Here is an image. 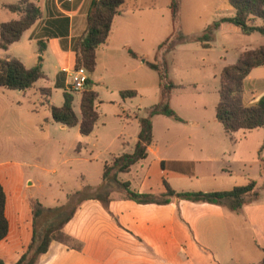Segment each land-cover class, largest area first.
<instances>
[{
  "label": "crops",
  "instance_id": "obj_1",
  "mask_svg": "<svg viewBox=\"0 0 264 264\" xmlns=\"http://www.w3.org/2000/svg\"><path fill=\"white\" fill-rule=\"evenodd\" d=\"M0 1V26L18 20V16L9 13L4 6L17 4L20 0ZM92 2L93 0H37L41 19L24 33L20 42L6 52L0 50L1 60H19L27 69L34 68L41 60L47 84L38 87L37 83L26 93L19 92L28 102L30 112L38 111L36 103L31 101L32 97L38 99L40 107L50 111V107H56L54 98L57 91L61 90L63 98L69 92L70 77L66 71L76 68L75 45L86 34ZM153 10L152 5H139L133 9L127 8L115 18L108 42L97 51V69L93 76H89L101 103L97 126L102 122L101 110L105 105L116 107L111 117L122 124V131L116 139L120 145L119 151L108 153L104 166L111 163L113 158L133 151L140 133L137 116L145 117L147 110L151 108H142L143 98H151L153 106L160 102L158 74L129 54L131 50L146 61L151 58L143 50L140 40L143 32L146 36L145 22L154 16ZM230 14L227 18H232L235 12ZM222 27L215 33V40L210 43L209 49L196 43L198 47L211 50L219 40ZM160 45L161 43L153 52L154 58ZM183 45L187 44L178 45L165 56L174 54ZM260 46L264 45L238 49V58L242 52ZM111 51L120 53L125 62L123 72L118 76L120 83L115 88L103 73L115 61L111 59L108 62ZM26 60L31 65H26ZM47 60L53 63V72L49 75L45 72ZM202 66L205 68L208 64L203 61ZM152 71L156 74L153 75ZM221 72L218 73L219 80ZM217 78L215 74V80ZM175 84L182 88L172 92L170 104L184 123L164 116L155 117L154 142L148 148L147 159L133 166L129 173L120 174L118 180L129 182L131 189L140 194L156 196L167 192L165 182L177 193L231 191L238 187L233 179H240L241 186L248 185L251 180L262 182L264 131H240L232 138L227 136L216 119L219 102V88L216 87L213 88V99L208 98V102L204 101L193 107L200 110L199 113L183 115L178 107L184 110L190 108L193 102L188 96L179 93L192 89L200 94L209 89L199 84ZM244 90L247 106L256 104L264 96V67L250 73L245 80ZM8 91L10 90L0 88V112L4 111L3 100ZM123 91H135L138 95L136 98L123 100ZM116 94V101L112 105V101L106 99L105 95ZM76 101L80 107V97ZM208 108L214 112L208 114ZM77 114L80 116V111ZM104 117L108 119V115ZM50 123H54L51 111ZM59 127L64 132L70 130L60 124ZM38 133L36 125L27 118L0 119V183L6 194L5 216L9 222L8 236L0 243V260L5 264H17L32 243L35 203L54 209L68 201V196L56 197L44 192L43 184H47L41 177L36 181L30 177L32 170L38 168L34 162L32 164L28 161L27 154L36 157L39 149ZM81 150L77 148V152ZM259 154L262 156L258 157L260 163L255 168L258 169L252 167L254 170H251L250 164ZM103 173L101 182L94 186L81 176L83 184L73 192L86 186L100 187L103 184ZM252 173H259L262 177L257 180ZM125 175L127 177L122 178ZM258 189L259 199L252 201L247 198L239 212H232L218 205L176 198L166 205H140L127 200L125 195L112 196L107 207L96 200L85 201L64 226L63 239L56 238L49 251L40 257L38 264H255L248 263L244 257L238 260L234 230H237L240 237L243 232H247L250 242L262 254L261 262L264 257V191L259 183ZM243 228L246 230H242Z\"/></svg>",
  "mask_w": 264,
  "mask_h": 264
},
{
  "label": "trees",
  "instance_id": "obj_2",
  "mask_svg": "<svg viewBox=\"0 0 264 264\" xmlns=\"http://www.w3.org/2000/svg\"><path fill=\"white\" fill-rule=\"evenodd\" d=\"M226 2L235 12L232 18H222L214 22L201 35L179 34L175 40L172 37L168 38L158 47L155 62L146 61L141 55L129 50L132 58L140 60L147 68L159 75L160 102L148 109L145 117L137 116L140 133L133 151L115 157L111 163L105 164L103 184L100 187L86 186L68 197L65 205L54 209H47L40 203H35L33 240L17 264H38L40 257L49 251L51 243L56 238L63 239V228L72 219L78 207L88 200L99 201L107 207L115 185L122 189L127 200L140 205H166L176 198L193 203L218 205L232 212H239L247 198L252 201L259 199L258 183L254 180L246 186L235 187L231 191L208 193H177L165 182L167 192L160 196L140 194L131 189L129 182L118 180L120 174L129 173L133 166L147 159L148 148L154 142L153 119L155 117L164 116L184 123L170 104L172 92L182 87L169 80V67L165 61L162 63L159 60L162 55L170 53L178 45L188 43H200L204 49H209L210 43L215 40V33L224 24L234 26L246 36L259 34L264 37V0H226ZM4 8L9 13L18 16V20L0 26V50L6 52L11 46L20 42L24 33L41 19V9L37 0H20L17 4L7 5ZM127 8L125 0H93L88 13L86 34L75 45L76 68H84L89 76L95 73L97 51L108 42L115 18L123 14ZM170 11L176 33V24L180 15L178 0H171ZM260 67H264V46L242 52L235 64L226 66L221 72L216 119L223 126L225 134L231 138L240 131H264V96L256 104L250 106H247L244 100L245 80L254 69ZM45 79L41 60L34 68L27 69L19 60L0 59V88L26 93L33 89L39 81ZM137 95L135 91L121 92L123 100L136 98ZM75 96V93L66 92L61 107H50L52 120L69 129L79 127L80 134L83 137H89L94 132L100 118L98 109L101 103L98 94L93 90V82L89 79L84 91L80 94V116L75 111ZM261 162L264 175V161L261 160ZM5 205L6 194L0 183V243L7 238L9 233ZM262 252L264 253V250ZM0 264L5 263L0 260ZM259 264H264V257Z\"/></svg>",
  "mask_w": 264,
  "mask_h": 264
},
{
  "label": "rangeland",
  "instance_id": "obj_3",
  "mask_svg": "<svg viewBox=\"0 0 264 264\" xmlns=\"http://www.w3.org/2000/svg\"><path fill=\"white\" fill-rule=\"evenodd\" d=\"M178 1L180 15L176 24L177 32L175 33V26L172 22L169 9L171 0H125L129 9H133L139 5L153 6L154 10L152 11V15L154 16L145 22V26L148 29L145 27L146 36L143 32V36L140 40L141 46L144 48L143 50L147 51V54L151 57L149 59L150 62L156 61V58L153 57V52L159 43L163 44V41L168 39L167 37H172V39L175 40L178 38L179 34L184 36L201 35L214 22L222 18L230 17V12H234L233 9L229 7L226 0ZM218 37L219 40L212 46L211 50H203L199 48L196 43H189L183 45V47L181 46L170 56L162 55L160 59L158 58L160 62L163 63L165 61L167 63L169 67V80L173 83L199 84L209 89L200 94L195 93L192 89L179 93L180 95L184 94L188 96V99L193 102L190 108H184L183 110L178 107L179 111L185 116L188 114L194 115V112L199 113L200 110H195L193 107L199 106V104H202L204 101L208 102V98L213 99V88H220L218 73L222 71L223 67L237 62L238 49H246L251 45H264L263 36L259 34L252 36L243 35L238 29L229 24L222 27ZM110 54L111 56L108 62L111 59H115V61L111 65H108V71H104L103 73L107 77V80L110 81V84L115 88V86L120 83L118 81V76L123 72V65L125 62L120 56V53L111 51ZM203 61L208 64L205 68L202 66ZM25 63L28 66L31 65L27 60ZM51 71L53 72V63L47 60L45 72L49 75ZM152 74L155 75L156 73L152 71ZM215 74L218 76L216 80ZM45 80L39 81L37 86L39 87L40 85L44 86L47 84ZM68 82H71L70 79H68ZM99 87L100 86H98V88ZM60 91L61 90L57 91V96L54 98L56 107H61L63 105L64 98ZM81 93H75L74 107L77 113L79 112V103L76 101V98L80 97ZM114 97H117V94L105 95L106 99L112 101V105L114 104L113 101H116ZM23 98V94L19 93V91H8L3 100L6 106L4 104V111L0 112V119L12 120L27 118L32 124L34 123L36 125L39 132V142L37 143L39 149L36 152V157H33L32 154H27V159L32 164L34 162L38 169L32 170L30 177L34 179V181L41 177L40 179H43L47 184V186L43 184L44 192L56 197H71L75 194L73 190L78 189L80 184H83V181L80 179L81 176L85 177L88 184L92 186L98 185L101 182L104 169L103 163L109 156L108 153H116L119 151L120 145L116 139L122 131V124L116 118L111 117V113L116 107H107L105 105L101 110L103 114L102 122L98 124L92 135L83 137L78 127L64 132L60 129L59 124H49L50 111L40 107L37 98L32 97L31 101L36 103L38 111L37 113L30 112L29 104ZM152 106L153 102L151 98H143L142 108H149ZM209 112L214 111L208 108V114ZM104 115H108V119L104 117ZM32 147L33 144H31L30 148ZM78 147L82 149L80 152H77ZM261 156L262 154H259V156L257 155L254 157V162L250 164L251 170H254L256 164L260 163L258 157L260 158ZM252 167H254V169ZM254 173L252 174L255 179L258 180L262 177L259 173ZM238 176L241 177V175ZM125 177L127 176L125 175L122 178ZM233 181H236L238 187L241 186L240 179H233ZM258 183L263 189L262 191H264V178L262 182ZM113 190L112 196H124V192L117 185L114 186ZM262 198L264 199V195H262ZM242 230L246 229L243 228ZM233 235L238 260L244 257L248 263L258 264L262 258V254H260L250 242L247 232H243L240 237L237 230H234Z\"/></svg>",
  "mask_w": 264,
  "mask_h": 264
},
{
  "label": "built area",
  "instance_id": "obj_4",
  "mask_svg": "<svg viewBox=\"0 0 264 264\" xmlns=\"http://www.w3.org/2000/svg\"><path fill=\"white\" fill-rule=\"evenodd\" d=\"M70 77V90L71 93H81L85 89V85L89 80V74L84 68H75L72 71H66Z\"/></svg>",
  "mask_w": 264,
  "mask_h": 264
}]
</instances>
